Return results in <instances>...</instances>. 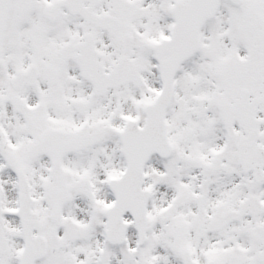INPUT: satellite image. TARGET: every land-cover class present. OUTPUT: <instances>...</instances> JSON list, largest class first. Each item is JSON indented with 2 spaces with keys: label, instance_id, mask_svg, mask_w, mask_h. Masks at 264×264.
<instances>
[{
  "label": "snow or ice",
  "instance_id": "snow-or-ice-1",
  "mask_svg": "<svg viewBox=\"0 0 264 264\" xmlns=\"http://www.w3.org/2000/svg\"><path fill=\"white\" fill-rule=\"evenodd\" d=\"M0 264H264V0H0Z\"/></svg>",
  "mask_w": 264,
  "mask_h": 264
}]
</instances>
